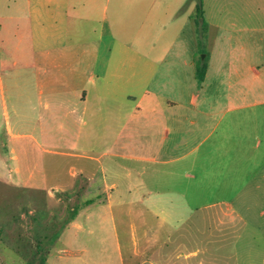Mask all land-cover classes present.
<instances>
[{"label":"rangeland","instance_id":"374dc122","mask_svg":"<svg viewBox=\"0 0 264 264\" xmlns=\"http://www.w3.org/2000/svg\"><path fill=\"white\" fill-rule=\"evenodd\" d=\"M176 1L172 33L191 14L194 0H183L175 12ZM205 5V20L220 27L217 36L251 39L264 56V0ZM215 31L211 26L210 38ZM199 35L190 24L180 39L172 38V98L182 88L176 82L188 80L183 50L196 38L198 58L210 53L208 33L201 41ZM178 112L176 119L184 123L183 110ZM38 113L43 122L32 119ZM47 114L0 101V264H264V170L253 171L248 157L216 155L212 145L221 127L208 139L173 129L164 139V127L173 128L174 120L171 125L159 117L157 125L135 109L122 138L111 135L114 125L100 124L89 145L74 140L78 122L62 125ZM229 120L231 114L224 123ZM8 128L19 138L13 140ZM40 132V146L25 151L32 144L28 136ZM15 145L19 161L8 152ZM19 163L22 171L16 172ZM103 167L115 169L111 181L117 189L103 188ZM82 169L96 175V188H87ZM108 193L115 198L106 200Z\"/></svg>","mask_w":264,"mask_h":264},{"label":"crops","instance_id":"0c3cea01","mask_svg":"<svg viewBox=\"0 0 264 264\" xmlns=\"http://www.w3.org/2000/svg\"><path fill=\"white\" fill-rule=\"evenodd\" d=\"M176 2L175 12L183 0ZM197 3L192 1L191 14L181 17L172 33V0H0V101L8 99L15 109L47 110L49 119L62 125L73 119L80 125L74 140L89 145L95 143L100 124L114 125L111 135L122 138L135 109L157 125L159 117L171 125L174 120L173 128L164 127V139L172 129L177 135L203 133L208 139L221 127L212 145L216 155L248 157L253 171L258 166L264 170V111H258L264 108V71L256 64L264 66V56L263 49L255 48L258 43L217 36L220 27L206 21L208 38L211 26L217 31L210 38V53L202 57L207 60L205 78H196L195 38L183 50L188 53L182 61L188 80L176 82L182 88L172 98V38L180 39L186 25L197 30ZM178 110H183L184 123L176 119ZM229 114L231 120L224 123ZM44 118L43 113L32 116L37 123ZM8 134L13 140L20 136L11 128ZM151 135L155 139L158 134ZM42 136H28L32 144L25 151L39 147ZM8 152L12 160H20L16 145ZM21 167L19 163L16 172ZM87 170L80 173L90 180L87 188L94 189L97 177ZM114 170L103 167V188H118L111 181ZM113 198L108 193L106 200Z\"/></svg>","mask_w":264,"mask_h":264},{"label":"trees","instance_id":"16d2710c","mask_svg":"<svg viewBox=\"0 0 264 264\" xmlns=\"http://www.w3.org/2000/svg\"><path fill=\"white\" fill-rule=\"evenodd\" d=\"M195 18L200 34L199 41H201L204 39L205 33L207 32V22L204 18L202 0H198ZM201 43L199 45H201ZM206 71H207V60L203 58H198V60L196 61V78L199 81H203L206 75Z\"/></svg>","mask_w":264,"mask_h":264}]
</instances>
